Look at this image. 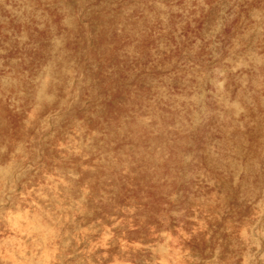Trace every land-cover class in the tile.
Instances as JSON below:
<instances>
[{"label":"rangeland","instance_id":"1","mask_svg":"<svg viewBox=\"0 0 264 264\" xmlns=\"http://www.w3.org/2000/svg\"><path fill=\"white\" fill-rule=\"evenodd\" d=\"M0 264H264V0H0Z\"/></svg>","mask_w":264,"mask_h":264}]
</instances>
